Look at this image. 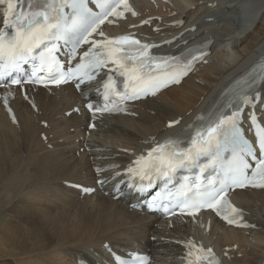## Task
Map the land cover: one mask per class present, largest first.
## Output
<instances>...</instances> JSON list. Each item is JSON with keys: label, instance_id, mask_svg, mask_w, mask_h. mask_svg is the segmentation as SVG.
I'll list each match as a JSON object with an SVG mask.
<instances>
[{"label": "bare ground", "instance_id": "bare-ground-1", "mask_svg": "<svg viewBox=\"0 0 264 264\" xmlns=\"http://www.w3.org/2000/svg\"><path fill=\"white\" fill-rule=\"evenodd\" d=\"M133 2L137 15L106 27L112 35L133 34L156 44L155 53L169 54L209 39L210 55L181 85L128 105L123 114L95 117L92 130L84 104L95 97L97 84L80 93L72 85L28 86L27 98L11 89L15 122L1 98L0 175L8 174L0 176V224L7 226L0 227V264H108L112 252L146 254L150 264H185L183 244L189 240L213 249L223 264H264V190L232 194L244 222L255 225L240 229L210 213L162 220L115 200L110 191L117 180L97 184L150 149L153 137L162 141L196 122L230 82L264 56V0ZM144 21L150 22L134 28ZM173 120L180 124L168 128ZM78 185L95 191L83 194ZM22 227L26 231L17 239Z\"/></svg>", "mask_w": 264, "mask_h": 264}, {"label": "snow or ice", "instance_id": "snow-or-ice-1", "mask_svg": "<svg viewBox=\"0 0 264 264\" xmlns=\"http://www.w3.org/2000/svg\"><path fill=\"white\" fill-rule=\"evenodd\" d=\"M127 13L137 15L130 0H0V88L7 93L2 97L4 104L8 105L13 95V86L48 87L76 81L79 88L112 65L109 72L122 79L109 74L102 84L103 106L89 103L88 108L101 113L126 111L128 101L156 95L169 84L180 83L193 61L204 59L203 50H197L199 55L189 50L191 59L154 56L149 49L156 45L141 43L130 34L108 37L101 26L114 24ZM61 49L66 62L58 55ZM258 105L264 106V64L236 81L225 99L193 124L162 141L153 137V146L136 155L116 176H125L121 183L141 192L159 184L150 208L173 214L179 208L189 216L209 209L229 225L255 227L244 222L243 210L228 197L236 189H264V120L257 115ZM245 109H249L247 119L254 141L246 137L242 127ZM8 111L12 113L11 107ZM12 119L15 122L14 113ZM178 124L180 120H173L168 127ZM82 190L95 191L89 187ZM184 246L186 264H222L211 248L194 240L184 242ZM114 259L115 264H149L147 257L138 254Z\"/></svg>", "mask_w": 264, "mask_h": 264}, {"label": "rangeland", "instance_id": "rangeland-1", "mask_svg": "<svg viewBox=\"0 0 264 264\" xmlns=\"http://www.w3.org/2000/svg\"><path fill=\"white\" fill-rule=\"evenodd\" d=\"M29 165L32 163V162H27ZM31 168H34V166H32ZM6 169H8V168H6ZM8 174V170L6 171V172H4L3 171V173L0 175V176H3V175H7ZM2 192V191H1ZM13 201H14V197L11 199V200H9V203L8 204H11V203H13ZM0 213H2V208H0ZM6 225H8V223L6 224ZM0 227L1 228H4L5 230H6V227L7 226H4L3 224H0ZM3 231V230H2ZM18 233H16V235H17V239H19L20 238V234H22V233H24L25 231H26V229H25V227H22V228H18ZM0 250L1 251H3V248L0 246ZM13 255H14V252H13ZM12 263L13 262H15V261H11Z\"/></svg>", "mask_w": 264, "mask_h": 264}]
</instances>
